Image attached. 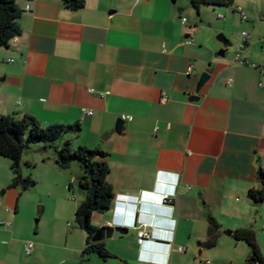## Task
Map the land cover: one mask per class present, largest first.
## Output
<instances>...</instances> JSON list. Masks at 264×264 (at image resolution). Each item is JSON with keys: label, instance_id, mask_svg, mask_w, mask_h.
Masks as SVG:
<instances>
[{"label": "crops", "instance_id": "crops-1", "mask_svg": "<svg viewBox=\"0 0 264 264\" xmlns=\"http://www.w3.org/2000/svg\"><path fill=\"white\" fill-rule=\"evenodd\" d=\"M190 2L85 0L74 11L62 0H17L22 34L0 47V116L74 127L68 140L107 154L114 200L92 216L96 228L113 229L100 241L110 258L84 257L87 235L80 229L69 245L70 227L61 243L28 238L34 250L23 243L27 260L16 264H245L249 246L227 231H256L264 204L248 196L264 169V70L227 58L232 42L214 39L229 29L183 24ZM250 30L243 57L264 67V33ZM209 68L213 78L190 102ZM119 118L123 135L114 132ZM210 216L221 225L213 249L201 245ZM140 231L151 237L140 243Z\"/></svg>", "mask_w": 264, "mask_h": 264}, {"label": "rangeland", "instance_id": "rangeland-1", "mask_svg": "<svg viewBox=\"0 0 264 264\" xmlns=\"http://www.w3.org/2000/svg\"><path fill=\"white\" fill-rule=\"evenodd\" d=\"M238 3L243 6L242 9L249 19L247 23H242L240 14L234 13L232 8H216L214 11L213 8L204 7L200 14L196 10H191L190 17L185 15L187 21L189 20L188 24L196 21L198 25L202 24L207 28L211 25L214 29H229L225 33H220L232 42V46L228 48L227 58L229 59H233L240 50L242 44L240 33L243 30L251 31L250 29L256 28L261 34L264 33V0H238L237 5ZM253 8L254 13L249 11ZM218 15L226 16L227 19L218 20ZM218 36L219 34H216L214 40L217 44H222ZM260 47L258 52L262 51ZM71 137V133L64 136L56 142L55 147L60 148ZM75 141L72 143L73 150L79 148ZM55 147L45 148L43 144L33 145L24 154L21 162L24 181L29 179L36 183L28 190H24L22 185L12 187L15 178L11 170L12 162L0 157V223L6 224L1 228L2 230L9 229V233H0V260L5 261L6 264H16L17 261L27 260L21 246L23 243L34 242L28 239L30 237L34 239L37 236L47 241L54 239L55 242L61 243L71 233L69 231L71 227V231L74 232L69 239V245H71L73 237L82 234L75 223L76 207L85 199V192L78 186L81 177L79 174H82V170L76 162L72 170L60 169L56 164ZM26 158L33 163L26 164ZM69 181L74 185L73 191L68 190ZM73 195L76 197L75 200L72 199ZM15 207H17L16 214L13 209ZM41 208H43L42 211ZM10 209L11 212L8 213ZM258 212V225L255 232L257 243L264 253V204L260 205Z\"/></svg>", "mask_w": 264, "mask_h": 264}, {"label": "trees", "instance_id": "trees-1", "mask_svg": "<svg viewBox=\"0 0 264 264\" xmlns=\"http://www.w3.org/2000/svg\"><path fill=\"white\" fill-rule=\"evenodd\" d=\"M235 2L236 0H191L190 4L199 14L203 6L233 8ZM62 3L66 8L74 11L85 6V0H62ZM21 15L22 10L17 0H0L1 48L9 47L12 40L21 36L22 29L19 25ZM73 131L74 127L61 124L44 127L32 116H25L21 120L11 116H0V157L12 162L11 170L15 176L12 187L22 185L24 190H28L36 185L29 179L24 181L21 170L23 156L31 146L43 144L45 148L55 147L56 142ZM106 157L107 154L99 149L80 146L77 150H73L70 140H66L60 148H56V164L60 169L70 170L76 162L82 170L78 186L85 192V200L75 212V223L87 235L84 257L96 254L100 258L107 259L111 256L103 242L93 241L99 229L92 224L93 214L107 212L114 200L113 189L108 182L110 168L105 161ZM258 179L260 188H253L248 193L250 200L256 205L264 203V169L258 171ZM72 189L73 184L69 187V190ZM220 230L221 225L213 217H208V240L201 245L207 249L215 248ZM232 237L236 241L245 242L250 248V255L245 264H264V253L257 243L254 229H238L233 232Z\"/></svg>", "mask_w": 264, "mask_h": 264}, {"label": "water", "instance_id": "water-1", "mask_svg": "<svg viewBox=\"0 0 264 264\" xmlns=\"http://www.w3.org/2000/svg\"><path fill=\"white\" fill-rule=\"evenodd\" d=\"M73 1V0H70ZM111 13V12H110ZM218 40L224 45L228 46L229 41L227 38L224 36V34H220L218 36ZM218 56L221 58H224L226 56V49L223 48L218 52ZM214 70L212 68L207 69L204 73L199 78L198 84H197V89H196V95H191L189 97L190 102H198L200 101V97L198 96L201 89L213 78ZM125 131V121L123 118H119L116 122V127L114 129V132L118 135H123ZM41 211L43 208L40 209ZM38 222V221H37ZM117 230H120L122 228H116ZM113 232L112 228H101L99 229L96 234L93 237L94 242H100L104 240L106 236H110ZM227 235H232L231 231H227Z\"/></svg>", "mask_w": 264, "mask_h": 264}, {"label": "built area", "instance_id": "built-area-1", "mask_svg": "<svg viewBox=\"0 0 264 264\" xmlns=\"http://www.w3.org/2000/svg\"><path fill=\"white\" fill-rule=\"evenodd\" d=\"M27 10H30V7H27ZM236 11L240 14L242 21H244V22L247 21V16H246V14L241 9H236ZM186 22H187L186 19H182V23L183 24H186ZM241 36H242V44H241V47H240V51L234 57V63L235 64H241V65H244L246 67H250V68H254V69L264 70V67H257L255 64H252L249 61H247L246 59H244L242 52L250 44L251 36L247 32H242L241 33ZM191 70H192V67L189 68V72ZM231 82L232 81L229 80L228 81V84L230 85ZM93 92H94V90H90V93H93ZM167 101H168V99L166 97L162 99V103H164V104L167 103ZM92 114H93L92 111H85V115H92ZM73 187H74V185H73ZM72 199L75 200L76 197L73 195L72 196ZM116 200L118 201V197L116 198ZM137 222L138 221H136V224L134 226H132V227H135L137 225ZM263 228H264V221H263ZM148 237H151V235L150 234H147L144 231H140L138 233V239H139V242L140 243H143V241L146 238H148ZM24 247H25L26 254L27 255H31L32 252H33V250H34V243L27 242V243H25ZM185 250H186L185 248L181 247L179 249V252L183 253ZM208 264H210V263L208 262Z\"/></svg>", "mask_w": 264, "mask_h": 264}, {"label": "clouds", "instance_id": "clouds-1", "mask_svg": "<svg viewBox=\"0 0 264 264\" xmlns=\"http://www.w3.org/2000/svg\"><path fill=\"white\" fill-rule=\"evenodd\" d=\"M136 224V221H134L133 223H132V226H134Z\"/></svg>", "mask_w": 264, "mask_h": 264}]
</instances>
